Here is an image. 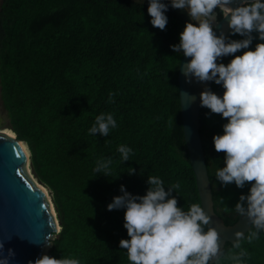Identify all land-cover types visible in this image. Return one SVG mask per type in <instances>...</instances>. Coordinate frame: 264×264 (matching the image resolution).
Instances as JSON below:
<instances>
[{
    "label": "trees",
    "instance_id": "obj_1",
    "mask_svg": "<svg viewBox=\"0 0 264 264\" xmlns=\"http://www.w3.org/2000/svg\"><path fill=\"white\" fill-rule=\"evenodd\" d=\"M147 5L148 0H0V99L7 126L27 145L30 169L54 205L60 229L47 249L50 256L131 264L118 243L128 238L124 209L106 207L121 194V184L143 195L147 177L159 176L166 191L178 185L171 192L178 206L187 210L200 203L181 120L182 50L178 55L170 47L189 17L169 3L161 30L150 23ZM257 40L254 32L249 47ZM230 59L222 56L218 63ZM101 112L117 122L106 136L88 131ZM199 120L214 209L232 225L238 218L233 205L252 182L237 187L217 180L224 152L214 149L212 136L223 131L226 118L202 106ZM121 144L132 149L127 161L117 151ZM102 158L111 159L109 177L95 172ZM129 166L136 171L129 174ZM232 245L225 243L213 264H231L230 255L239 251ZM241 246L244 264H264V232Z\"/></svg>",
    "mask_w": 264,
    "mask_h": 264
},
{
    "label": "clouds",
    "instance_id": "obj_2",
    "mask_svg": "<svg viewBox=\"0 0 264 264\" xmlns=\"http://www.w3.org/2000/svg\"><path fill=\"white\" fill-rule=\"evenodd\" d=\"M142 3V0H138ZM170 6L185 11L189 19L178 34V43L170 47L178 55L190 57L183 66L185 79L212 81L223 87L221 94L205 87L199 93V103L211 113L226 118L223 131L214 133L212 142L216 151L224 152V164L217 167L214 176L221 184L235 183L243 187L251 181L247 194L241 193L233 205L236 214L245 217L252 231L235 230L231 264H244L247 252L241 241L256 238L264 232V0H239L232 6L231 0H169ZM169 3L148 0L150 23L163 30L167 24L165 14ZM219 10L232 34V39L221 31L218 35L211 22ZM192 21H196L193 23ZM258 37L254 47L253 33ZM238 50L239 54H236ZM231 54L225 64L217 58ZM195 98V97H194ZM117 122L111 113L101 112L89 128L91 134L106 136ZM121 161L129 160L132 149L118 146ZM110 158H102L95 165L96 174L109 177ZM136 171L129 166V174ZM114 178V177H113ZM148 187L143 195L133 194L121 184L120 195H114L106 207L124 209L123 226L128 238H120V249H125L131 264H209L218 259L221 252L219 234L209 225L210 217L200 203H192L187 210L178 206L171 195L178 185H167L159 176L147 177ZM205 226H208L205 229ZM55 236H45L47 246L53 245ZM4 252L0 241V264H9L15 255L9 248ZM27 264H81L71 256L53 257L41 253Z\"/></svg>",
    "mask_w": 264,
    "mask_h": 264
},
{
    "label": "water",
    "instance_id": "obj_3",
    "mask_svg": "<svg viewBox=\"0 0 264 264\" xmlns=\"http://www.w3.org/2000/svg\"><path fill=\"white\" fill-rule=\"evenodd\" d=\"M231 2L232 6H235L239 0ZM210 19L217 35L223 31L225 36H230L226 17L219 18L218 12H214ZM189 59L190 57L184 56L182 52L177 74L184 141L194 172L200 204L210 217L209 225L219 234L222 252L225 243L233 242L235 230L239 229L246 233L251 227L243 216H238L232 225H226L214 209L211 182L199 133L201 126L199 113L202 107L199 103V93L207 87L219 95L223 92V87L213 89L212 81H199L194 77L186 80L181 69ZM24 166L25 158L16 142L1 133L0 241L4 245L3 254H6L9 248L15 253L10 257L9 264H27L28 260L38 258L49 247L45 242L47 233L51 232L53 235L60 229V224L58 228L39 190L27 178ZM209 264H213V261H209Z\"/></svg>",
    "mask_w": 264,
    "mask_h": 264
},
{
    "label": "bare ground",
    "instance_id": "obj_4",
    "mask_svg": "<svg viewBox=\"0 0 264 264\" xmlns=\"http://www.w3.org/2000/svg\"><path fill=\"white\" fill-rule=\"evenodd\" d=\"M1 133L4 134L5 136H7L8 138L14 140L18 146V148L21 150L22 154L24 155L25 158V166H24V172L26 173L27 178L30 180V182H32L34 184V186L39 190L40 194L42 195V197L44 198L45 202L47 203L54 220H56V223L58 224V228H59V223L57 220V216H56V212L54 209V205L52 203L51 197L49 195V191L48 188L45 187L43 184H41L32 174V171L30 170V166H29V160H28V148L27 145L21 141L16 139L15 133L7 126L5 128H3L1 130Z\"/></svg>",
    "mask_w": 264,
    "mask_h": 264
},
{
    "label": "rangeland",
    "instance_id": "obj_5",
    "mask_svg": "<svg viewBox=\"0 0 264 264\" xmlns=\"http://www.w3.org/2000/svg\"><path fill=\"white\" fill-rule=\"evenodd\" d=\"M212 22V20H211ZM7 127V117H6V113H5V110L2 106V102H1V99H0V134H1V130L3 128ZM29 155V154H28ZM29 157V156H28ZM29 160V158H28ZM30 168V167H29ZM31 170V169H30ZM33 174V173H32ZM34 175V174H33ZM49 191V190H48ZM50 195V194H49ZM47 249L48 247L46 248L45 250V253H47Z\"/></svg>",
    "mask_w": 264,
    "mask_h": 264
}]
</instances>
